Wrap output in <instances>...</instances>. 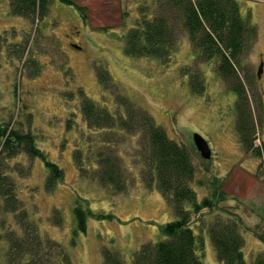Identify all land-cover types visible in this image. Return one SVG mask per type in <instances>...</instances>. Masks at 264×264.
I'll return each instance as SVG.
<instances>
[{
    "label": "rangeland",
    "instance_id": "obj_1",
    "mask_svg": "<svg viewBox=\"0 0 264 264\" xmlns=\"http://www.w3.org/2000/svg\"><path fill=\"white\" fill-rule=\"evenodd\" d=\"M71 1L83 9L85 20L75 7L50 0L45 18L30 23L10 13L8 0H0V123L8 121L11 127L30 130L37 148L63 171V179L50 192L44 188L47 169L40 158L18 154L2 166L12 173L14 194L25 204L39 234L60 243L72 264H102V246L114 248L129 264L132 253L144 242H157L160 226L173 219L163 195L155 187L146 190L141 181L139 136L121 133L112 137L116 142L102 146L122 157V165L133 176L126 193L109 194L94 179L77 174L73 151L89 155V143H93L91 129L81 115L83 97L117 116L127 113L112 88L99 83L96 68L103 66L120 93L189 149L195 168L191 187L198 201L208 198L214 205L211 213L209 209L201 212L203 228H194L203 241L199 259L204 264H224L216 258L206 225L217 215L231 214L239 223L245 264L264 261V0H235L240 17L253 24L257 33L251 50L242 57L240 75L252 110L259 156L238 139L235 94L211 62L194 61L184 32L166 64L123 53L122 37L142 11H149L159 0ZM194 71L204 79V93L193 87ZM194 133L206 140L209 158L195 148ZM95 164L94 157L85 161L89 171ZM76 203L83 210L110 213L113 218L89 216L85 232L77 233ZM54 210L62 217L60 226L53 222ZM193 218L199 220L194 214ZM4 248L0 240V263Z\"/></svg>",
    "mask_w": 264,
    "mask_h": 264
},
{
    "label": "trees",
    "instance_id": "obj_2",
    "mask_svg": "<svg viewBox=\"0 0 264 264\" xmlns=\"http://www.w3.org/2000/svg\"><path fill=\"white\" fill-rule=\"evenodd\" d=\"M8 1L12 15L24 17L32 23L45 18L50 0ZM59 1L75 7L85 20L83 9L73 1ZM154 6L147 11L148 14L141 10V17L122 37L123 53L134 57H153L166 64L174 56L180 35L184 32L189 38L194 61L211 62L221 81L235 94L238 139L247 151L259 156L260 151L254 145L252 110L240 75L242 57L249 53L257 36L254 25L240 17L235 0H159ZM107 73L103 66L96 68L99 83L104 88H112L109 90L114 91L118 104L127 113L117 116L83 97L81 115L92 130L93 143L89 145L98 147H89L90 154L86 156L80 149L73 151L77 174L94 179L107 188L109 194L126 193L133 176L122 165V157L113 155L102 146L116 142L112 137L121 133L139 136L141 181L146 190L155 187L163 195L173 219L160 226L161 238L157 242H144L132 253L129 264H204L197 254L202 249L203 241L194 228H203L199 224L204 219L201 212L209 209L211 213L214 205L208 198L198 201L191 187L195 168L189 149L171 139L161 126L154 123L147 111L120 93ZM191 75L193 87H198L204 93V79L195 71ZM78 92L82 94V91ZM121 108L115 111L120 113L118 109ZM18 154L38 157L43 161L47 169L46 191L52 192L63 179L62 169L37 148L30 130L11 127L8 121L0 123V240L6 244L2 253L4 262L0 264H72L60 243L39 234L30 212L14 194V177L2 166ZM90 157H94L96 162L91 171L85 166V161ZM218 190L219 187L214 191L217 196ZM18 203L23 205L19 206ZM73 213L76 221L74 231L77 233L85 232L89 216L98 220L113 218L110 213L83 210L78 203L73 207ZM193 214L199 220L192 219ZM53 218L55 225L62 224L59 211H53ZM238 224L236 215L227 214L224 218L217 215L206 225L216 258L224 264H245L243 238ZM101 256L102 264H126L117 250L108 246L101 247ZM263 262L257 261L258 264Z\"/></svg>",
    "mask_w": 264,
    "mask_h": 264
},
{
    "label": "water",
    "instance_id": "obj_3",
    "mask_svg": "<svg viewBox=\"0 0 264 264\" xmlns=\"http://www.w3.org/2000/svg\"><path fill=\"white\" fill-rule=\"evenodd\" d=\"M261 67H262V64L259 65L258 70H257V76L258 77L260 76V73H261V69H262ZM192 140H193V144H194L195 148L200 153V155L203 158H209L210 157V148H209L206 140L197 133H194L192 135Z\"/></svg>",
    "mask_w": 264,
    "mask_h": 264
},
{
    "label": "flooded vegetation",
    "instance_id": "obj_4",
    "mask_svg": "<svg viewBox=\"0 0 264 264\" xmlns=\"http://www.w3.org/2000/svg\"><path fill=\"white\" fill-rule=\"evenodd\" d=\"M260 64H263L262 60L260 61Z\"/></svg>",
    "mask_w": 264,
    "mask_h": 264
},
{
    "label": "crops",
    "instance_id": "obj_5",
    "mask_svg": "<svg viewBox=\"0 0 264 264\" xmlns=\"http://www.w3.org/2000/svg\"><path fill=\"white\" fill-rule=\"evenodd\" d=\"M262 10H263V8H262Z\"/></svg>",
    "mask_w": 264,
    "mask_h": 264
}]
</instances>
